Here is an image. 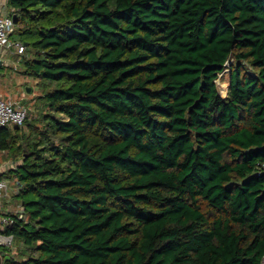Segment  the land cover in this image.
<instances>
[{
    "label": "trees",
    "instance_id": "1",
    "mask_svg": "<svg viewBox=\"0 0 264 264\" xmlns=\"http://www.w3.org/2000/svg\"><path fill=\"white\" fill-rule=\"evenodd\" d=\"M7 5L44 109L0 264H264V0Z\"/></svg>",
    "mask_w": 264,
    "mask_h": 264
},
{
    "label": "rangeland",
    "instance_id": "2",
    "mask_svg": "<svg viewBox=\"0 0 264 264\" xmlns=\"http://www.w3.org/2000/svg\"><path fill=\"white\" fill-rule=\"evenodd\" d=\"M7 14H0V16L10 15L12 10L7 5ZM21 62V61H20ZM19 59L17 57H10L9 60L7 58V64L6 66L0 67V95L3 97H13L14 99H20L21 95L23 93L26 94V96L23 99V104L28 109V119L25 122V125L19 129H21L22 132H25L28 134L29 132V124L36 123V119L39 116L40 112L43 111L44 107L42 104L39 105L38 96L41 93L40 88L37 86V80L34 78H31L29 76H25L22 71V66L20 65ZM17 69H16V68ZM221 80L220 82V89L222 95H226L228 86V76L225 75L223 77L219 78ZM31 89V93L28 92V89ZM11 128V127H10ZM13 129V128H12ZM13 131V130H11ZM14 159L11 158V156L7 152H0V168L4 170L3 178L7 180V182L10 185V197L8 200H11V207L18 206L25 202H30L34 199L33 194H25L22 196H15L17 186H16V175L14 174L10 175L8 172L11 171V169H15L17 165L21 163L19 161L18 163H15ZM26 249L22 241L15 239L13 247L10 249H3V252L5 251L11 256H14L15 259L18 260V262L22 261V254L23 250Z\"/></svg>",
    "mask_w": 264,
    "mask_h": 264
},
{
    "label": "built area",
    "instance_id": "3",
    "mask_svg": "<svg viewBox=\"0 0 264 264\" xmlns=\"http://www.w3.org/2000/svg\"><path fill=\"white\" fill-rule=\"evenodd\" d=\"M16 23L12 14L0 16V61L4 66L8 65L7 58L17 57L19 62L22 61L26 52V45L15 37ZM16 68V67H15ZM17 69V68H16ZM25 93L20 99L13 97H3L0 95V130L6 127L21 128L25 125L29 113L23 104ZM2 153V152H1ZM4 170L0 168V256L3 255V249H10L14 244V236L5 233L8 226L16 224L19 221H28L27 213L23 204L18 205L17 209L4 216L2 202L10 197V185L1 175ZM17 188L16 193L18 194Z\"/></svg>",
    "mask_w": 264,
    "mask_h": 264
},
{
    "label": "crops",
    "instance_id": "4",
    "mask_svg": "<svg viewBox=\"0 0 264 264\" xmlns=\"http://www.w3.org/2000/svg\"><path fill=\"white\" fill-rule=\"evenodd\" d=\"M2 12H4L3 14H7V0H0V14H2ZM9 198L4 199V201L2 202V210H3V214L4 216L10 214L11 212L16 210L18 206H15L14 208L11 207L10 203L11 200H8ZM23 253L26 255L27 252L26 250H23Z\"/></svg>",
    "mask_w": 264,
    "mask_h": 264
},
{
    "label": "water",
    "instance_id": "5",
    "mask_svg": "<svg viewBox=\"0 0 264 264\" xmlns=\"http://www.w3.org/2000/svg\"><path fill=\"white\" fill-rule=\"evenodd\" d=\"M14 22L17 23V21H16V16H14ZM3 65H4L3 61H0V67H2ZM28 92L31 93V89H30V88L28 89ZM8 259H9V258H7L6 261H7ZM2 264H4V263L2 262Z\"/></svg>",
    "mask_w": 264,
    "mask_h": 264
},
{
    "label": "flooded vegetation",
    "instance_id": "6",
    "mask_svg": "<svg viewBox=\"0 0 264 264\" xmlns=\"http://www.w3.org/2000/svg\"><path fill=\"white\" fill-rule=\"evenodd\" d=\"M3 66H4V65H3ZM3 66H2V67H3Z\"/></svg>",
    "mask_w": 264,
    "mask_h": 264
}]
</instances>
